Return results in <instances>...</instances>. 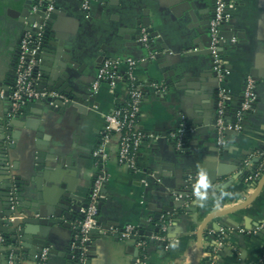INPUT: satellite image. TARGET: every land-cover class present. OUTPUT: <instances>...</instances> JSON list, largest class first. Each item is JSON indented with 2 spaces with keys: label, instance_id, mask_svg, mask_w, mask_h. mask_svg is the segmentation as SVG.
<instances>
[{
  "label": "crops",
  "instance_id": "obj_1",
  "mask_svg": "<svg viewBox=\"0 0 264 264\" xmlns=\"http://www.w3.org/2000/svg\"><path fill=\"white\" fill-rule=\"evenodd\" d=\"M26 1L0 0V121L6 114L1 95L15 38L22 29L20 11ZM84 1H56L53 27L65 39L79 66L70 70L71 83L79 88V82L91 83L101 56L137 60V75L145 94L140 126L146 135H154L141 147L136 172L119 164L115 141L109 147L105 163L109 182L100 222L117 227L139 226L148 240L159 234L156 230L161 226L154 221L163 222L165 229L159 235L167 245L152 243L151 239L143 264H196L199 245L203 252L199 264H210L212 252L219 250L210 233L221 228L230 231L216 264H257L264 234L239 230L264 224V182L260 186L263 176L247 184L239 174L264 151V0H237L231 28L239 41L225 48L223 54L232 72L226 86L233 95V107H237L247 78L256 81L257 102L245 116L243 130L230 135L227 148L220 150L213 145L214 131L200 129L190 137L183 154L172 144L174 130L183 120L197 123L216 111L219 83L208 53V22L214 0H90L88 10L83 8ZM146 16L156 35L151 48L134 39L139 22ZM158 82L168 86L164 98L152 87ZM91 97L96 107L88 113L74 107L56 112L31 103L17 120L18 126L13 129L15 146L8 151L7 159L20 182L21 196L30 205V215L40 199L48 207L54 206L53 211H60L58 207L68 192L88 196L99 169L92 151L100 139L104 116L125 102L127 84L121 82L115 94L103 84ZM191 172L197 173L198 188L207 196L194 208L167 211L172 201L170 191L180 188ZM220 177L222 180L216 182ZM6 178L0 174V183ZM241 206L244 208L211 219ZM3 210L0 204V212ZM159 214L161 218H157ZM46 230L50 264H68L65 254L72 230L60 224ZM29 231L38 233L33 225ZM8 239V234L0 231V264H7L9 253L16 251ZM92 249L91 264H139L135 246L110 235L96 234ZM17 264L33 262L21 255Z\"/></svg>",
  "mask_w": 264,
  "mask_h": 264
},
{
  "label": "built area",
  "instance_id": "obj_2",
  "mask_svg": "<svg viewBox=\"0 0 264 264\" xmlns=\"http://www.w3.org/2000/svg\"><path fill=\"white\" fill-rule=\"evenodd\" d=\"M56 1L39 0L34 6V13L43 11V9H45V12L43 22L29 24L28 31L25 33L19 47L20 53L15 69L16 77L10 96L12 102L10 116L12 119L20 115V112L31 103L42 104L41 101L49 98L63 100L64 104L70 102L69 98L62 94L40 89L39 81L41 74L35 72V68L39 64L35 56L40 49V43L46 33L48 20L56 9ZM237 5V0H215L213 15L209 21V52L212 62V72L215 73L219 83L217 90V120L215 125L217 134L216 143L221 150H225L228 146L227 133L231 132L235 134L243 130V120L253 110L258 98L256 81L252 77H248L242 94V103L238 111L233 113L235 109L232 105L234 101L233 95L226 86L232 72L224 61L223 50L228 46H235L239 41L237 34L231 28L233 13ZM83 8L85 10L90 8V0L84 1ZM140 30L139 42L146 48H150L152 36L149 27L141 26ZM193 51H197V49ZM169 53L172 54L171 52ZM138 65L139 62L133 58L121 60L101 56L98 60L95 79L90 83L89 91L92 95H95L103 84H107L110 92L115 94L119 84L126 82L127 99L104 116L100 139L92 151V157L99 169L93 176L90 192L85 198L86 201L79 207L76 220L70 221L73 229L69 249L73 257L68 261L69 264H91L93 233L110 235L118 240L131 243L137 249L135 255L137 256L136 262L139 264H143L144 262V254L149 241L142 228L135 225L124 227L110 224L103 225L99 219L101 207L106 199L105 191L109 182V174L105 169V163L109 158V147L115 141L118 149L117 159L119 164L127 166L136 172L138 171L141 147L148 138L154 137V135H146L140 126L141 106L145 94L144 86L137 75ZM152 87L161 98H164L168 94V86L165 82L152 84ZM50 104L57 107L55 102H51ZM95 107L94 105L92 109ZM188 129V123L183 120L176 132H173L171 136V141H175V148L179 152H185V137ZM259 161H261V164L257 173L255 175L251 173L244 177V181L247 184H252L264 175V151L254 163ZM254 163L248 162L243 172H251L250 168H254ZM6 168L10 170L11 176L15 179L14 169L9 161ZM191 180L192 177L188 179V181ZM15 193L16 190L14 188L11 198L12 209H15L18 205ZM199 197L195 191H184L183 194L176 196V200L183 203V207L185 208L190 207ZM20 217L24 216L21 215ZM164 229V225L160 227V235ZM229 231L224 228L218 231L211 230L210 235L217 236L216 240L219 250L222 244L225 243V238ZM239 232L264 234V224H258L249 230L240 229ZM159 234H156L153 238L151 237V239L162 241V237ZM219 250L217 249L212 254L210 264L217 263ZM49 254L50 249L46 247L41 254L36 256V264H50ZM7 260V264H17L18 256L15 252H10ZM257 264H264V245Z\"/></svg>",
  "mask_w": 264,
  "mask_h": 264
},
{
  "label": "water",
  "instance_id": "obj_3",
  "mask_svg": "<svg viewBox=\"0 0 264 264\" xmlns=\"http://www.w3.org/2000/svg\"><path fill=\"white\" fill-rule=\"evenodd\" d=\"M38 1L39 0H27L23 4V7L20 11V15L22 17V22H20V24H22V29L21 32L15 38L16 39L15 48L12 49L13 54L10 56L11 63L8 72V77L6 80V85L3 86L4 92H2L1 95L2 101L4 102L5 105L6 114H5V118L2 121H0V152L2 155V157H0V174H3L4 176L7 177L3 182L0 183V204L4 209L3 212H0V231L3 235L6 233L8 234L9 242H11L16 247L15 254L17 256L23 255L30 262H33L34 264H36L37 261L36 256L41 254L42 251L49 246V243L46 240V233H47L46 228L60 224L72 230L73 226L70 223V221L76 220L79 207L82 205L83 202L86 201L85 198L77 196L74 192H68L64 196V202L58 207L60 211H56V210L53 211L54 206L48 207L45 200L40 199L36 211L34 212L33 215H30L28 212V210L30 209V205H28L21 196L22 189L20 188V184H19L20 182H18L19 181L18 178L15 175V179H13L10 170L6 168L7 162L9 161L7 159L8 151L11 148H14L15 146L14 142L16 135L14 134L13 129L14 127L18 126L17 120L20 118V115L23 114L25 110L23 109L20 112V115H18L14 119H12L10 116L12 111V102L10 96H11V89L16 77L15 69H16L18 55L20 53L19 47L21 45L25 33L28 31L29 24L33 22H43L45 9H43V11H38L37 13H34L33 11L34 6L37 4ZM56 13H57V9H55L54 12H52L50 19L48 20L46 33L40 43V49L38 50V53L35 56L36 61L39 62L38 66L35 68V72L36 73L39 72L41 74V79L39 81L40 89H45L49 92H57L59 94H62L67 98H69L70 102L64 104L63 100H54L49 98L44 101H41V103L44 106L56 112H64L74 107L80 110V112L82 113H88L92 111V107L94 106V104L91 103L92 95L89 92L90 83L85 84L84 82H79L82 85V87L80 88L74 86L71 83L70 70L79 69V66L76 63V59L71 53L67 42L59 33H57L55 27H53V22L56 19ZM150 25H151L150 18L148 16H146V18H143L138 24L137 35L134 36V39H136L139 42L140 33H141L140 27L146 26L149 27V31L151 32V36L153 40L154 36L156 35L153 33V30L150 28ZM208 29H209V24H208ZM139 44L141 43L139 42ZM151 46H152V41L150 42V48ZM208 53L210 54L209 50ZM223 54H224V50H223ZM156 58L159 59L161 57L160 55H157ZM160 62L162 63V61ZM213 74L215 75V73ZM217 101L218 99H217V91H216L215 114L203 118V120L200 122L188 123L189 129L185 137V144H186L185 150L190 137L194 135L195 132L199 131L200 129H205L206 127L207 129H211L212 131H214L213 139L216 140L217 134H216L215 125L217 120ZM237 101H238L237 107L234 109L233 113H236L238 111L242 103V95L237 98ZM51 102H55V105H57V107L52 106L50 104ZM176 130L177 129H175L174 132H176ZM232 134L234 133L231 132L227 133V139H229L230 135ZM172 144L175 146V141H172ZM213 145L219 148L217 146V143H214ZM178 153L183 154L184 152L178 151ZM247 174L248 172H241L239 176L244 179V176H246ZM190 177H192V180L188 181ZM198 178L199 177L197 173L191 172L180 188L175 190L173 189L172 191H170L168 196L172 199V201L169 209L167 208L168 209L167 211H173L176 208L183 209V203L178 202L176 200V196L183 194L184 191H190V192L195 191L200 196L198 200L193 205L190 206V209L194 208V205L198 201L204 199L207 196V192L198 188V181L200 182ZM221 180L222 177L217 178L216 182ZM263 182H264V175L261 178L260 186H262ZM14 188L16 190L15 196L17 197L18 205L15 209H12L11 198H12V191ZM242 208H244V206L237 207L235 209L226 212L215 214L211 217V219L218 216H225L227 214H230L234 210H239ZM21 215L24 217H20ZM161 217L162 214H159V216H157V218H161ZM12 218L13 220H11ZM208 222L209 221H207L206 224L202 227L199 234V239L202 238V233L204 229L207 227ZM30 225L37 227V232H38L37 234H39V236L36 237L37 234H32V232L29 231ZM156 231L159 232V228ZM95 235L96 233H93L92 238ZM212 238L213 240H216L215 236H212ZM70 243H71V239H70ZM70 243L67 252L65 254V259L67 261L71 260L73 257V254L70 253V249H69ZM152 243H157L163 246L167 245L166 244L167 242H163V241L160 242L156 240H153ZM213 253L214 252H212V254ZM220 253L221 252H218V254ZM198 254L199 255L196 264H199L202 260L203 252L201 245H199ZM50 256H51V252L49 254V261H50Z\"/></svg>",
  "mask_w": 264,
  "mask_h": 264
},
{
  "label": "trees",
  "instance_id": "obj_4",
  "mask_svg": "<svg viewBox=\"0 0 264 264\" xmlns=\"http://www.w3.org/2000/svg\"><path fill=\"white\" fill-rule=\"evenodd\" d=\"M260 164H261V161L256 162L254 164V168L252 169V171L249 172L246 176L250 175L251 173H252V175H255L257 173L258 169H259ZM260 171H263V170H260ZM154 223L159 224L161 227L164 225L163 222H161V221H156V222L154 221ZM215 237L217 239V236H215ZM148 241L150 242V240H148Z\"/></svg>",
  "mask_w": 264,
  "mask_h": 264
}]
</instances>
